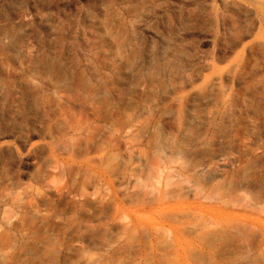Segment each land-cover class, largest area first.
<instances>
[{
	"label": "rangeland",
	"instance_id": "rangeland-1",
	"mask_svg": "<svg viewBox=\"0 0 264 264\" xmlns=\"http://www.w3.org/2000/svg\"><path fill=\"white\" fill-rule=\"evenodd\" d=\"M92 1L0 0V37L21 19L13 49L0 40V88L15 91L0 94V262L264 264V0H159L141 35L160 51L167 32L170 76L145 100L116 84L105 105L99 86L17 63L50 31L80 55ZM246 121L255 132L235 134Z\"/></svg>",
	"mask_w": 264,
	"mask_h": 264
},
{
	"label": "bare ground",
	"instance_id": "bare-ground-1",
	"mask_svg": "<svg viewBox=\"0 0 264 264\" xmlns=\"http://www.w3.org/2000/svg\"><path fill=\"white\" fill-rule=\"evenodd\" d=\"M43 2L45 5H48L50 0H43ZM225 3L226 1L223 0L222 4L224 5ZM191 7L192 5L190 4H181V10H187L189 12L191 11ZM162 8V4L159 0L92 1V4L87 7L85 16L80 20L85 29H83L80 55L78 54L77 56L76 51H67V43L64 40V35L58 31L49 30V41L46 46L40 45V52L26 51L24 54L17 57V63L25 75L28 76L34 74L43 79H58L68 76V82L70 84L68 88L86 85V88L91 89V86H88L90 83L92 87H95V85L99 86L103 92H101L102 95H100L103 105L110 101L111 91L116 84H118V86H127L133 89L141 99H148L156 90L164 85L165 78L170 76L169 73H166L168 67L167 61L169 60L166 58V54L169 52V47L167 49L168 40L165 39V34H167V32H161L160 36H155L157 40L160 39L164 42L160 51L152 47L153 43H151V45L146 44V41L143 40V35H141V31L143 30L142 18L146 13L151 16L160 15ZM180 14H182V12H180ZM189 14L190 13H187V15ZM164 16L165 22L168 25H172L174 22L172 15L170 13H164ZM25 19L27 18L24 17V20ZM16 20L21 21L19 17H13L9 22L7 21L9 25L8 31L0 37L7 51L13 49L12 32L15 28L16 24H14V21ZM145 46L147 49H145ZM49 50H53V53H48ZM65 55H68V58ZM90 58L92 59L90 60ZM65 61H67V64H65ZM88 63H95L96 66L104 70L103 73H99L100 75L96 74L94 71L95 68L92 69ZM88 71L91 76L92 74H94V76L96 75L95 78H92L94 81L92 80L90 82L89 78L87 81L85 80ZM11 80L12 79L8 80V91L5 90V93L15 98V91L12 90L13 82ZM240 83L242 84V82ZM255 87H257L256 84ZM260 89H264V84L260 85ZM93 90L95 91L96 89L93 88ZM3 91L4 90L0 88V94H5ZM252 114L257 119L264 118V107L262 109L256 108L253 110ZM225 126L227 127V125ZM241 127L247 134H253L256 129L254 121H246L243 124L241 123V125L236 124L234 133L238 134ZM228 130L230 132V129ZM179 160L177 162H179ZM202 166L203 164L193 165L189 163L187 166L185 165L184 168L182 167V169L190 172L192 175H198L202 170ZM95 262L96 261L90 259H88V261L87 259L82 260L83 264H95ZM0 264L9 263L2 261ZM39 264H42V262L40 261Z\"/></svg>",
	"mask_w": 264,
	"mask_h": 264
}]
</instances>
